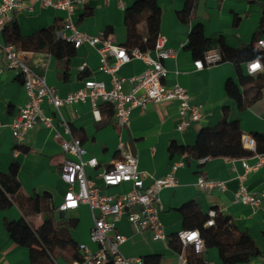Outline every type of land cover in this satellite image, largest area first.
Listing matches in <instances>:
<instances>
[{"label":"crops","instance_id":"1","mask_svg":"<svg viewBox=\"0 0 264 264\" xmlns=\"http://www.w3.org/2000/svg\"><path fill=\"white\" fill-rule=\"evenodd\" d=\"M28 9L12 14V20L19 25L23 36L35 34L49 27H59L64 22L65 13L52 7H45L38 0H22ZM87 0L79 4L73 19L79 30L90 35L106 31L113 43L122 45L127 38L124 22L125 9L136 0ZM163 10L160 35L165 39V48L175 51V55L163 61L168 70L165 84L172 87L180 84L188 89L191 103L203 106L201 121L193 123L186 131L177 129L179 102L169 101L161 104L148 102L146 108L135 107L131 111L130 125L119 128L114 111L100 107V120L96 119L90 101L73 106H63L61 113L70 123L72 135L81 139L89 156L99 161L97 168H88L91 182L102 184L100 174L120 158V142L129 143L138 157L141 171L156 177H162L170 171L175 162H182L176 177V187H166L159 193L163 210L160 220L164 225L166 239H155L150 230L138 231L123 217L116 223L117 231L127 237L120 245L122 254L127 257H143L162 254L161 264H178V253L168 245V236L183 230L182 215L179 208L184 203L196 200L205 211L212 209L230 216L243 230L253 238L264 254V205L253 209L250 205L235 201V193L241 183L250 193L264 191V164L246 173L242 159L218 157L194 159L179 152L171 153L173 143L179 145L194 144L201 128L213 126L223 117V107H230V120H240L244 135L254 138V133L264 132V89L261 98L239 110L237 103L226 92L228 79L237 78L232 62L224 61L204 69H197L190 50L187 49L189 35L194 25L202 23L207 35H224L226 42L233 48L255 43L261 18L264 12V0H194L193 14L189 22H183L177 15L184 7V0H158ZM8 30L6 29L3 41ZM260 38H264L262 33ZM22 51L26 63L36 72L45 75L50 85L56 86L61 97L80 89L87 79L103 81L107 88L112 87L111 76L100 70L98 51L84 44L77 48L70 60H60L50 52ZM157 58L156 52H151ZM85 65L82 70L81 67ZM242 67L246 69V65ZM146 68L142 60H132L122 65L118 71L121 77H131ZM132 86L124 85L129 92ZM27 101L23 79L17 70H7L0 74V172L14 174L21 183L23 192L29 196L49 192L53 205L63 202L68 186L61 178V167L65 154L61 140L55 137V130L39 126L29 132L23 141L13 136L11 123ZM47 115L54 118L57 130L63 132L53 108L43 103ZM103 109V110H102ZM66 138L69 136L63 132ZM19 146L25 147L23 151ZM255 164L258 158H247ZM245 175L241 181L240 176ZM206 177L211 181H222L225 189L212 187L202 189L198 180ZM150 180L146 181L149 184ZM127 187L110 188V194L121 193ZM62 214V213H60ZM76 222L71 226L73 243L78 247L87 245L90 251L97 250V244L90 240L93 225L91 210L82 204L79 208L63 213ZM21 216L20 210L13 206L0 212V264H31L28 249L18 245L12 234L4 227V220H14ZM41 216L35 219L39 225ZM183 254L186 256V249ZM203 259L212 264H224L219 250L207 248L201 253ZM72 260L60 259L58 264H67ZM250 264V263H238Z\"/></svg>","mask_w":264,"mask_h":264},{"label":"built area","instance_id":"2","mask_svg":"<svg viewBox=\"0 0 264 264\" xmlns=\"http://www.w3.org/2000/svg\"><path fill=\"white\" fill-rule=\"evenodd\" d=\"M38 1L45 7H52L65 13L63 24L56 29L57 38L72 42L76 48L87 44L98 51L99 69L111 76L112 87L108 89L103 81L87 79L80 89L61 97L57 87L50 85L45 75L36 72L26 63L22 51L15 44L3 41L5 27L12 20V14L25 9L33 11V7H26L22 0H0V74L13 69L19 71L27 94L25 105L11 123L13 136L17 141H23L36 127L45 126L54 129L55 137L61 140L65 154L61 178L68 186L64 200L57 211L66 213L79 208L82 204L88 205L91 210L93 225L90 230V240L97 244L98 248L96 251H90L87 245H79L78 249L83 259L70 261L67 264H106L108 262L143 264V260L139 257H127L122 254L120 245L127 240V237L117 231L116 223L126 217L136 230H150L155 239H166L164 225L160 220L163 206L159 193L166 187L178 185L176 173L183 163H173L166 175L156 177L141 171L134 148L129 143L120 142V158L100 174L102 184L91 182L87 169L97 168L99 161L96 157L89 156L81 139L72 135L70 123L62 115L61 108L90 101L95 118L100 120V107L102 104H108L113 108L117 126L123 128L130 125L133 108L145 109L148 102L161 104L176 100L179 102L177 129L184 132L193 123L201 121L203 106L191 103V95L184 86L180 84L166 86L168 70L163 61L173 57L175 51L165 48V39L161 35L153 50L157 55L155 59L151 56L153 51L143 52L138 48L127 50L113 43L104 31L98 35H90L79 30L73 15L76 7L79 4H86L87 0ZM119 1L122 6V1ZM256 44L264 51V38H259ZM135 59L142 60L146 68L141 73L128 78L119 76L120 67ZM220 62V51L218 48H213L205 52L202 58L196 59L194 64L197 69H204ZM257 62L259 68L254 69L253 65ZM245 65V71L250 75L264 73V62L259 58H254ZM84 68L85 65L81 67L82 70ZM126 83L132 86L129 92L124 90ZM44 102L53 108L59 123L64 128L63 132L69 138L57 130L54 118L47 115L43 108ZM242 141L246 148L255 149L256 142L253 137L244 135ZM256 157L258 161L255 164L242 159L246 173L264 164V153L257 154ZM240 178L243 181L245 175H241ZM147 180H150L149 184H146ZM242 183L235 193V201L250 205L253 209L263 206L264 191L250 193ZM198 184L202 189L212 187L225 189L224 182L211 181L203 176L199 178ZM123 186L127 187L124 192L113 195L108 192L110 188ZM208 215L207 226H211L214 224L216 210H210ZM178 235L184 247L191 246L196 253L205 251L204 240L199 230H182ZM178 264H190L183 253H178ZM205 264L212 263L205 261ZM250 264H264V255Z\"/></svg>","mask_w":264,"mask_h":264},{"label":"trees","instance_id":"3","mask_svg":"<svg viewBox=\"0 0 264 264\" xmlns=\"http://www.w3.org/2000/svg\"><path fill=\"white\" fill-rule=\"evenodd\" d=\"M184 2L183 9L177 11V15L181 21L189 22L193 14L194 0ZM162 16L163 10L158 0H136L125 9L127 38L121 46L127 50L138 48L143 52L153 51L160 36ZM59 27H49L35 34L23 36L18 23L11 20L5 27V31L7 29L8 32L4 41L15 44L23 51L50 52L56 58L68 61L76 54L77 48L72 42L57 38L56 29ZM110 31L109 27L104 31L105 35ZM262 33L264 12L254 39L255 43ZM252 45L251 43L233 48L226 42L224 35H207L202 23L193 26L187 44V49L195 59L202 58L205 52L213 48H218L221 62L233 63L237 78L228 79L225 88L227 94L237 103L239 110L261 98L264 89V73L250 75L242 67L254 58L264 62V51ZM104 108L110 113L113 112L112 106L108 104H105ZM229 114L230 107L225 105L223 117L216 125L201 128L192 145L173 143L170 147L171 153L179 152L197 160L218 157L247 159L264 153V132L254 133L256 142L254 150L246 148L242 141L244 132L240 120H230ZM19 147L27 151L25 147ZM13 206L20 210L21 216L14 220L5 219L4 227L13 235L18 245L28 249L31 264H58L60 259L72 261L83 259L71 236V226L76 222L71 219L64 220L65 216L56 212L52 195L49 192L35 196L26 195L14 174L0 172V212ZM179 211L182 215L183 230H199L205 248L218 249L224 264L250 263L264 255L249 233L241 229L230 216L216 210L214 224L207 226L208 212L196 200L184 203ZM38 215L41 216V222L36 225L35 219ZM178 233L168 236L171 250L183 253L186 249V257L190 264H205L201 253H196L191 246H183ZM162 259V254L147 255L143 257V264H161Z\"/></svg>","mask_w":264,"mask_h":264},{"label":"rangeland","instance_id":"4","mask_svg":"<svg viewBox=\"0 0 264 264\" xmlns=\"http://www.w3.org/2000/svg\"><path fill=\"white\" fill-rule=\"evenodd\" d=\"M217 124V123H216ZM216 124H214V125H216ZM213 125V126H214ZM64 220H69V216H68V214H66V216L63 218Z\"/></svg>","mask_w":264,"mask_h":264},{"label":"clouds","instance_id":"5","mask_svg":"<svg viewBox=\"0 0 264 264\" xmlns=\"http://www.w3.org/2000/svg\"><path fill=\"white\" fill-rule=\"evenodd\" d=\"M254 65H258V66H259V63L257 62V63H256V64H254ZM254 65H253V66H254ZM256 68H259V67H256ZM254 69H255V68H254Z\"/></svg>","mask_w":264,"mask_h":264},{"label":"snow or ice","instance_id":"6","mask_svg":"<svg viewBox=\"0 0 264 264\" xmlns=\"http://www.w3.org/2000/svg\"><path fill=\"white\" fill-rule=\"evenodd\" d=\"M259 67L258 65H254L253 68Z\"/></svg>","mask_w":264,"mask_h":264},{"label":"water","instance_id":"7","mask_svg":"<svg viewBox=\"0 0 264 264\" xmlns=\"http://www.w3.org/2000/svg\"><path fill=\"white\" fill-rule=\"evenodd\" d=\"M63 214V213H62Z\"/></svg>","mask_w":264,"mask_h":264}]
</instances>
